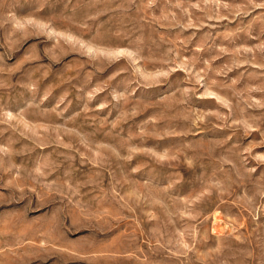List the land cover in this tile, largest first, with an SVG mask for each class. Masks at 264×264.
<instances>
[{"label": "rangeland", "instance_id": "obj_1", "mask_svg": "<svg viewBox=\"0 0 264 264\" xmlns=\"http://www.w3.org/2000/svg\"><path fill=\"white\" fill-rule=\"evenodd\" d=\"M0 264H264V0H0Z\"/></svg>", "mask_w": 264, "mask_h": 264}, {"label": "bare ground", "instance_id": "obj_2", "mask_svg": "<svg viewBox=\"0 0 264 264\" xmlns=\"http://www.w3.org/2000/svg\"><path fill=\"white\" fill-rule=\"evenodd\" d=\"M218 231V230H217Z\"/></svg>", "mask_w": 264, "mask_h": 264}]
</instances>
